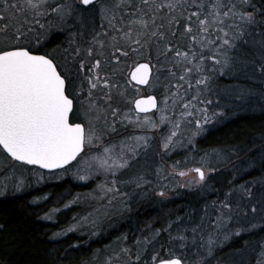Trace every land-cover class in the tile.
I'll list each match as a JSON object with an SVG mask.
<instances>
[{
    "label": "snow or ice",
    "instance_id": "snow-or-ice-1",
    "mask_svg": "<svg viewBox=\"0 0 264 264\" xmlns=\"http://www.w3.org/2000/svg\"><path fill=\"white\" fill-rule=\"evenodd\" d=\"M54 30L67 32L69 38L49 49L46 41ZM153 47L158 61L172 60L168 71L173 80L164 86L162 106L148 95L122 110L113 104V89L120 96L126 91L101 73L102 62L108 63L110 56L119 64L121 57L145 49L151 56ZM153 67L150 61L138 62L130 70L129 83L134 82L137 93L138 86H152ZM257 71L264 78V6L257 8L252 0H0V153L17 191L24 186L25 172L41 178L44 173L34 169L61 174L57 170L69 171L74 161L78 180L103 176L93 199L102 205L97 214L108 216L117 203L127 208L137 189L145 194L149 190V150L163 125L169 128L166 135L161 133L159 147L168 153L181 142L176 138L185 124L194 125L187 137L191 144L229 115L257 107L264 112V90L257 96L234 86L218 89L216 99L205 95L212 91L209 73L239 80ZM178 105L182 110L175 118ZM255 147L258 152L249 147L243 165L233 169L252 178L229 181L223 199L213 201L215 215L207 224L205 209L195 226L182 224L180 216L159 228L149 225L150 234L133 246L118 244L103 264H225L215 255L217 248L233 235L264 229V136ZM233 156L241 159L236 146L214 148L200 157L199 166L178 170L173 165L172 174L183 180L177 182L180 187L207 189L218 167L234 164ZM162 171L158 167L155 174ZM157 187L155 194L165 197L167 185ZM162 233H167V242ZM248 248L257 252L255 264H264V239L246 244L244 251Z\"/></svg>",
    "mask_w": 264,
    "mask_h": 264
},
{
    "label": "trees",
    "instance_id": "trees-1",
    "mask_svg": "<svg viewBox=\"0 0 264 264\" xmlns=\"http://www.w3.org/2000/svg\"><path fill=\"white\" fill-rule=\"evenodd\" d=\"M252 3L257 8L264 6V0H252ZM209 74L213 77L212 91L208 94L210 99H216L215 93L218 89L228 87H244L250 89L257 96L264 90V78L258 71L251 75V78L241 77L239 80L228 76H218L215 73ZM262 136H264V112L259 107L254 111L238 112L235 116L229 115L227 119L216 123L193 143L192 151L206 152L214 148L229 149L236 146L240 150L241 159H236L233 156L234 164H229L230 169L218 172L209 188L201 191H181L178 198L164 206L166 212L162 213L159 207L153 205L147 212L138 213L135 218L131 217V219L122 222L120 226L114 228L115 230L113 229L106 236H101L97 240L87 241L77 236L76 233L55 240L51 237L53 233L48 231L51 229L56 232V229H65L71 222V216L81 213L82 207H84L82 205L71 208L69 213L64 212L59 215L55 221L58 224L56 225L42 219L44 212H40L39 208L31 203V193L20 197H0V226H2L0 227V264H84L98 250L110 244L117 235L131 236L130 229L143 219H149V221L154 219L155 227L153 229L166 225L169 220L174 221L177 216L182 217V224L195 226L202 217H205V209L208 214L210 213L214 198L223 199L229 181L233 177L236 183H243L252 178V175L243 171L237 173L233 169L234 165H243L244 155L249 147L258 152L255 145L260 143ZM251 154L248 152V155ZM184 155V151H180L173 155V160L184 159ZM68 185L73 193L84 194L91 189L90 185H78L66 180L58 184L59 189L56 192H62L63 186ZM152 215L155 217L152 218ZM209 218V215L205 217L206 224ZM120 231L121 233H119ZM124 231L125 233H123ZM186 235L189 237V252L191 253L192 234L189 231ZM218 238L223 240V236ZM162 239L167 242V233H162ZM262 239H264V229L260 228L242 233L240 236L233 235L229 241L224 242L223 247L216 249L215 255L225 264L228 261L240 264L242 260H247L249 264H255L257 252L252 251L251 248H248L247 251L244 249L246 244H252ZM175 243L178 245V242ZM213 264L216 262L213 261Z\"/></svg>",
    "mask_w": 264,
    "mask_h": 264
},
{
    "label": "rangeland",
    "instance_id": "rangeland-1",
    "mask_svg": "<svg viewBox=\"0 0 264 264\" xmlns=\"http://www.w3.org/2000/svg\"><path fill=\"white\" fill-rule=\"evenodd\" d=\"M12 2H16V0H12ZM51 2V0H50ZM99 24V20L97 18V25ZM67 32L60 33L57 31H53V34L51 36V39L46 41L47 46L49 49L54 47L57 44H66L68 40ZM90 38V37H89ZM157 51L155 47L152 49V55L149 56L148 50L145 49L142 53L135 54L131 53L128 57H121L120 63L117 64L114 61H112L111 57L109 56L108 63L102 62L101 67V73H107L114 82H117L121 85L120 90L126 91V96H120L117 95V89H113V104L115 106L120 107L122 110H128L129 108H133V103H130V101H134L136 98L140 96H146L150 94H154L158 97L159 103H161L162 106V100L165 95V85L168 83L169 80H173V78L169 75V68H172V60L169 58V60L165 61L163 57H160L159 61L157 60ZM142 61H150L151 65H153V78H152V86L148 87H140V92L137 93L135 91V88L133 87V83L130 84L129 80V72L134 67L135 63L142 62ZM177 73L180 72L179 68L173 69ZM159 76V80L156 79V77ZM261 81V80H260ZM174 82V81H173ZM263 82V81H261ZM264 83V82H263ZM229 88V87H228ZM183 94V90H181ZM194 94V90L189 91L188 96ZM209 93H206L205 95L208 96ZM208 98H210L208 96ZM210 109L213 107L212 105L208 106ZM182 110V106L178 105L175 109L176 111V117L178 118L179 112ZM171 114V113H167ZM153 115V114H149ZM157 120L159 118V114H156L155 117ZM187 119H192L191 117ZM216 124V123H215ZM215 124L209 125L208 130ZM194 125L191 124H185L182 127V136H178L176 139L178 142L174 148H172L168 153H164L162 149L159 147L160 141L162 139L161 133L167 134L169 125L165 124L161 127L160 130H158L156 133H154V139L152 141L153 148L149 150V165H150V171L147 176V179H149L152 183L149 187V190L145 194L142 190L137 189L136 192L139 193L138 195H135L132 199L128 201L129 206L127 208H124L121 204L117 203L114 208L111 211V214L108 216L104 215H98L97 209L102 210L101 202L93 199L94 194H98L97 184L102 182L104 179L101 175H93L91 179L88 181H80L76 178V168L73 166L69 167V171L64 172L63 170L58 171V173H48L44 172L39 169H34V171L38 173H44L43 177L41 178L39 175H33L32 172H25L24 178L25 183L22 189L19 191L16 190L14 186V177L12 172L5 167V162L3 158V154L0 153V197H6V196H16L20 197L26 194L31 193V203L33 205H36L37 208H39L40 212L43 213L42 219L49 223H55L57 217L59 215H62V213H66L71 211V208L78 207L79 205H82V211L79 215H72V219L69 225L63 230H57L54 232L53 230L49 229L48 231H51L50 233H53L51 237L55 240L65 238L68 234L76 233L77 236L80 238H83L87 241L91 240H97V238L101 236H106L109 232H111L114 228H117L120 226V224L124 221H127L128 219H131V217H134L139 213L147 212L149 207H152L153 205L156 207H159L162 213L166 212V207L170 201H174L176 198H178V194L181 191H198L203 190L199 187H180L178 186L177 182L183 183V180L172 174V168L173 165H176L178 170H187L189 168H194L199 166L200 157L204 155L205 152H195L192 151L191 146L193 143L201 137L204 133L201 135L195 137L193 139V142L190 144L187 141V137L189 136V130L192 129ZM125 130L120 129V132L123 133ZM128 132H132L133 129L129 128L127 129ZM207 132V131H206ZM115 135V134H114ZM97 149H92V153L95 154ZM184 151V159L181 160H173V155ZM210 152V151H206ZM228 165L227 167H218V171L212 174V179L209 181V185L212 183L214 176L220 172V171H226L230 169ZM162 168V173L158 176L155 174L156 168ZM83 174V173H81ZM191 175H195V173H191ZM166 177V178H165ZM72 181L78 185H90L91 189L84 193H73L71 191V188L68 186H63L62 192H56L57 189H59L58 184H61L63 181ZM233 180V179H232ZM157 185H160L163 187L164 185H167V188L164 189L167 192V195L165 197H160L155 194L156 191H159L160 188L157 187ZM6 186V187H5ZM55 188L54 187H57ZM41 190V191H40ZM128 191H131V189H127ZM47 197V199H43V197ZM219 198H214L213 201H219ZM222 200V199H221ZM71 202V203H70ZM171 203V202H170ZM213 204V203H212ZM65 205H70L68 207H65ZM170 205V204H169ZM159 210V211H160ZM160 211V212H161ZM50 215V219H45L44 217ZM215 213L213 210L210 211L209 217L214 218ZM154 218L155 216H151ZM147 218V217H146ZM95 220L96 223H93L92 221ZM138 220V218H137ZM141 221V222H140ZM155 220L149 221V219H143L139 220L133 228L130 229L129 234L131 236H127V234H119L117 237L110 242V244H107L104 248L98 250L90 260H88L84 264H103V260L105 256L111 251V249L116 248L118 244H126L128 246H133L135 243V240L137 238H143V236L150 234L149 225H151L152 229L155 227ZM148 222V223H147ZM58 225L57 223H55ZM75 225L76 228L72 232H68L66 235L62 236H56L55 234L61 233L62 231L66 230L69 226ZM231 226V227H230ZM234 223L229 225V228H233ZM115 230V229H114ZM53 231V232H52ZM121 233V231L119 232ZM125 233V231L123 232ZM127 237V240H122L123 237ZM222 236V235H220ZM176 244V243H175ZM176 250L177 252L181 251L178 248V245L176 244ZM189 255L191 256V253L189 252ZM195 258V257H192Z\"/></svg>",
    "mask_w": 264,
    "mask_h": 264
},
{
    "label": "water",
    "instance_id": "water-1",
    "mask_svg": "<svg viewBox=\"0 0 264 264\" xmlns=\"http://www.w3.org/2000/svg\"><path fill=\"white\" fill-rule=\"evenodd\" d=\"M142 62H147V61H142ZM153 74H154V70H153V72H152V78H153ZM133 84H134V82H133ZM140 87H143V88H145V87H148V86H140ZM150 95H154V94H150ZM146 96H148V95H146ZM146 96H140V97H146ZM154 96H156V95H154ZM140 97H138V98H140ZM157 97V96H156ZM157 99H158V97H157ZM158 103H159V99H158ZM133 106H134V104H133ZM149 114H152V113H149ZM76 162L74 161L73 162V164H75ZM72 164V165H73ZM72 165H69L68 167H70V166H72ZM40 170V169H39ZM42 171H44V172H47V170H42ZM57 171H61V170H57Z\"/></svg>",
    "mask_w": 264,
    "mask_h": 264
}]
</instances>
